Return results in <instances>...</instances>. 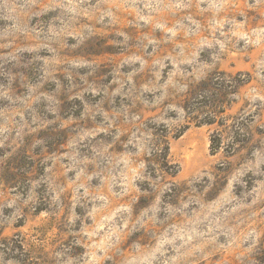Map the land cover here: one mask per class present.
Here are the masks:
<instances>
[{
	"label": "rangeland",
	"instance_id": "374dc122",
	"mask_svg": "<svg viewBox=\"0 0 264 264\" xmlns=\"http://www.w3.org/2000/svg\"><path fill=\"white\" fill-rule=\"evenodd\" d=\"M0 264H264V0H0Z\"/></svg>",
	"mask_w": 264,
	"mask_h": 264
},
{
	"label": "trees",
	"instance_id": "16d2710c",
	"mask_svg": "<svg viewBox=\"0 0 264 264\" xmlns=\"http://www.w3.org/2000/svg\"><path fill=\"white\" fill-rule=\"evenodd\" d=\"M257 205H262V202L257 203ZM213 256L216 257L217 255H213Z\"/></svg>",
	"mask_w": 264,
	"mask_h": 264
}]
</instances>
